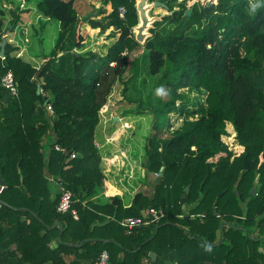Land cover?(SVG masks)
Returning a JSON list of instances; mask_svg holds the SVG:
<instances>
[{
  "label": "trees",
  "instance_id": "trees-1",
  "mask_svg": "<svg viewBox=\"0 0 264 264\" xmlns=\"http://www.w3.org/2000/svg\"><path fill=\"white\" fill-rule=\"evenodd\" d=\"M109 1L108 14L87 20L99 33L112 27L108 36L115 41L105 54L79 52L87 33L80 30L73 0L37 1L36 9L59 23L53 49L39 65L5 44L0 264H99L104 250L109 264H264V0H159L168 9H153L163 19L144 45L132 37L135 0ZM251 4L259 7L252 11ZM22 10L11 9L6 23L0 5V41L20 24ZM139 49L163 88L150 106L154 115L142 162L145 175L156 177L150 194L137 192L124 206L105 183L95 130L112 86ZM8 71L16 96L1 84ZM181 88L205 92L204 104L188 111L199 112L198 118L169 130L168 113L177 111ZM65 190L72 194L71 208L60 212ZM103 194L105 203L94 201ZM149 208L160 210L161 219L127 234L120 220L147 219Z\"/></svg>",
  "mask_w": 264,
  "mask_h": 264
},
{
  "label": "rangeland",
  "instance_id": "rangeland-1",
  "mask_svg": "<svg viewBox=\"0 0 264 264\" xmlns=\"http://www.w3.org/2000/svg\"><path fill=\"white\" fill-rule=\"evenodd\" d=\"M200 1L202 3H206L209 0ZM1 2H3V4H1ZM78 2L75 3V7L79 12L80 19L88 16L87 14L93 11V6L90 4V0H79ZM212 2H216V0H212ZM0 5L5 10V22L7 23L10 17L9 11L15 7L23 8V6L28 5V0H0ZM29 5H31V3ZM27 14L28 12L25 11L22 13L24 17H27ZM34 17L36 19L35 22H30L32 24L34 23V27L33 25L31 27V24L24 22L25 18H22L19 23L24 24L26 29L23 25L20 27L17 26L15 32L8 29L7 32H5V40L12 46L21 47V45H23L25 53H23L22 50L18 52L16 51V56H22V58L30 64L37 66L44 60L46 55L50 54L53 49L59 32V23L56 19L52 18V20H44L41 17L39 20L36 18V15ZM95 18L98 17L91 16L88 17L87 20H97ZM87 20L82 21L83 23L80 26L81 32L85 29L84 26H90ZM85 30H88L87 32H91L92 37L88 40L85 39V42H83L84 46L81 50H79V52L93 49L97 50L101 54H105L110 42L106 40V43H104L101 41L100 36H98L97 33H92L93 31H90L89 28ZM25 38H27V42H24ZM148 64L149 60L148 57L144 56L143 49H139L131 53L127 60V68L121 76L122 81L118 80L114 83L109 95L107 96L106 104L103 110L99 111L100 126L97 125L96 130L100 132L102 129L101 126L103 125V129L107 130V134L109 135V141L114 146L113 149L110 144L107 152L102 155L101 165L103 171L106 170L107 172H110V169L113 170L114 168H117L115 171L119 176H124L126 173V176H128L129 171L133 173L134 171L136 172L135 168L134 171H131L133 168L129 165L134 163L132 156L138 157V165L141 167L140 170H143V151L145 152V143L151 132L154 115L150 106H154V104L159 101V96H161L163 92L162 84L159 85L157 81L159 76L151 78L149 75L147 69ZM125 81L127 85L126 91L123 89V83ZM177 92L181 95V97L175 101L177 111L168 113L170 123V127L168 128L169 130L176 129L180 126L184 119L198 118L200 116L199 112L188 114V111L196 110L199 104H204L205 100V92L203 91L197 92L194 89L181 88L178 89ZM128 98H132L133 100L140 99L143 102H128L126 100ZM147 99L149 100V103H147ZM179 109H182V111H179ZM121 126L123 128H121ZM117 141H119L118 144L115 143ZM132 141L137 142L139 146L136 144V146H134ZM115 146H117V149H115ZM122 147H125L126 149H122ZM131 147L132 149L130 150ZM132 165L134 166V164ZM143 174L145 175V173ZM105 176L107 179V175ZM146 176L148 175L146 174L145 177ZM151 176L153 178L156 175L154 174ZM152 178L147 181V184L149 183L150 187H153L154 185V179ZM125 181L127 182L128 180ZM99 196L98 199H100ZM98 202L101 203L100 201Z\"/></svg>",
  "mask_w": 264,
  "mask_h": 264
},
{
  "label": "crops",
  "instance_id": "crops-1",
  "mask_svg": "<svg viewBox=\"0 0 264 264\" xmlns=\"http://www.w3.org/2000/svg\"><path fill=\"white\" fill-rule=\"evenodd\" d=\"M73 1H74L73 2L74 8L76 9L75 3L78 2L79 0H77V1L73 0ZM36 2L37 1H35V0H28V5L23 6V8L21 7V9H23L22 12H21V20H22V18H25L24 22H26L27 24H31L30 25L31 27H32V25L34 27V23L32 24L30 22H35V20H36L35 17H34L35 15H36V18L39 19V20L41 19V17L44 20L45 19H51V18L43 16L36 9V4H37ZM30 3H31V5H29ZM90 4L93 6L92 7L93 11L89 12V14H87L88 17L96 16L98 18H95V19H99L100 17L108 14L111 11V2L109 0H97V1L90 0ZM99 8H102L104 11L98 12ZM24 11L28 12V14L26 15L27 17H24L22 15V13ZM76 11H77V9H76ZM77 14H78V16H80L78 11H77ZM21 25L24 26V24H18L19 27ZM84 27H85V29L89 28V30L93 31L92 33H94V34L97 33V35L100 36L101 41H103L104 43H106L105 42L106 40L109 41L110 43L108 45H110L112 42L115 41L114 37L108 36L109 32L112 30V27L106 29V31L103 32V33H99V28H92L89 25L88 26H84ZM24 28L26 29L25 26H24ZM85 31L87 33V36L85 37V39L88 40L89 38L92 37L91 36L92 34H91V32H87L88 30H85ZM84 42H85V40H84ZM21 50H22L23 53H25V49H24L23 45H21V47L18 48V51H21ZM98 125L100 126V124H98ZM122 126H121V128H123ZM101 128L102 129H101L100 132L95 130V144L99 148V151H100V154H101V159H102V155H104L103 153L107 152V149L110 146L111 142L108 139L109 135L107 134V130L103 129V125L101 126ZM124 131H125V129H124ZM118 142L119 141H117L115 143L118 144ZM132 142H133L134 146H136V145L139 146V144H137V142H135V141H132ZM111 145H112V148L114 149L113 144H111ZM115 149H117V146H115ZM122 149H126V148L122 147ZM131 149H132V147L130 148V150ZM144 153L145 152L143 151V158H144ZM132 158H133V161H134V163H132V164H134V166L132 164H129V165L133 168L131 171H134V168H135L136 172L134 171V173H133V172L129 171L128 176H126L127 173L124 174V176H119L118 174H116L115 170H117V168H114L113 170L110 169V172H107L106 170H104L105 171L104 174L107 175V177H108L106 179L105 183L108 186H111L121 196V199H122V202H123L124 206H129L130 205L134 194H136L137 192H144L145 194H147V193L150 194L151 193L152 187L149 186V183L147 184V181L151 180V178H152L151 175L155 174V173H149V174H147L148 176L145 177V175L143 174L145 172L143 170H140L141 167H140V165H138V157H135V156L133 157L132 156ZM155 177H153L152 179H154ZM125 180H128V181L126 182ZM49 186H50V191H51V197H54L55 193H56V189H55L54 185L51 184V183L49 184ZM98 196L94 197V201L95 202L100 201L101 203H99V202L98 203L99 204H103V203H105L107 201V197H106L107 195H104V194L100 195L99 196L100 199H98ZM41 233H43V231ZM14 246H15V244H11L10 248H14ZM52 246H54V243H52Z\"/></svg>",
  "mask_w": 264,
  "mask_h": 264
},
{
  "label": "water",
  "instance_id": "water-1",
  "mask_svg": "<svg viewBox=\"0 0 264 264\" xmlns=\"http://www.w3.org/2000/svg\"><path fill=\"white\" fill-rule=\"evenodd\" d=\"M179 2L182 0H178ZM156 7H161L168 9V6L166 2L159 1V0H135L134 2V9H135V16H136V22L131 26V32L132 37L136 42H138L140 45H144L146 40L151 37V29L154 27L155 22L161 21L163 19L162 14H153V9ZM186 15L191 14V8H187ZM88 16L82 17L81 21H86ZM5 44L6 40L3 38L0 41V57L4 56V50H5ZM62 53H59L60 55ZM37 93L40 92V86L37 84ZM162 170L163 167L160 168L159 173L156 178V183H159L162 176ZM0 184L5 185V182L0 178ZM190 185L188 184L185 186V191L189 189ZM255 189L252 190V193ZM186 201V194L182 195L181 202ZM0 203L6 204L5 202L1 201ZM149 258L151 261L156 260V252L150 251L148 253Z\"/></svg>",
  "mask_w": 264,
  "mask_h": 264
},
{
  "label": "built area",
  "instance_id": "built-area-1",
  "mask_svg": "<svg viewBox=\"0 0 264 264\" xmlns=\"http://www.w3.org/2000/svg\"><path fill=\"white\" fill-rule=\"evenodd\" d=\"M125 8L123 6H120L118 9L119 16L121 18L124 17L125 15ZM16 29H14L13 32H15ZM4 36H6V33H4ZM27 42V38H25V41ZM1 84L2 86L8 90L11 95L16 96L18 94L17 86L16 83L14 82L13 74L11 71L6 72L2 78H1ZM48 110L51 111V107L48 106ZM74 155L72 154L71 157ZM5 187V185L0 184V191ZM71 203H72V194L70 191L65 190L62 192L59 202L57 204V210L60 212H66L71 208ZM146 214L149 216V218H144V217H125L122 220H120V225L125 229V232L127 234H130L135 228L139 226H143L148 223L152 222H158L161 217L163 216V213L160 210H157L155 208H149L146 211ZM73 215L76 218L77 215L75 211L73 210ZM99 264H109L108 261V253L104 250L100 253L99 255ZM204 264H216V263H204ZM222 264V263H218Z\"/></svg>",
  "mask_w": 264,
  "mask_h": 264
},
{
  "label": "clouds",
  "instance_id": "clouds-1",
  "mask_svg": "<svg viewBox=\"0 0 264 264\" xmlns=\"http://www.w3.org/2000/svg\"><path fill=\"white\" fill-rule=\"evenodd\" d=\"M250 7H251V10L252 11H255L256 8L259 7V5L258 4H255V5L254 4H251Z\"/></svg>",
  "mask_w": 264,
  "mask_h": 264
},
{
  "label": "flooded vegetation",
  "instance_id": "flooded-vegetation-1",
  "mask_svg": "<svg viewBox=\"0 0 264 264\" xmlns=\"http://www.w3.org/2000/svg\"><path fill=\"white\" fill-rule=\"evenodd\" d=\"M179 2V1H178ZM181 2V1H180Z\"/></svg>",
  "mask_w": 264,
  "mask_h": 264
}]
</instances>
